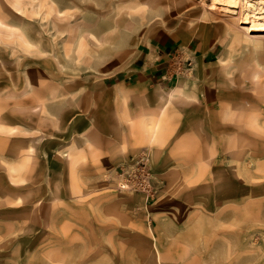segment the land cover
<instances>
[{
  "label": "crops",
  "instance_id": "crops-1",
  "mask_svg": "<svg viewBox=\"0 0 264 264\" xmlns=\"http://www.w3.org/2000/svg\"><path fill=\"white\" fill-rule=\"evenodd\" d=\"M221 29L218 21L200 23L151 51H91L78 71L65 58L48 64L55 72L48 79L40 54L28 68L8 71L0 91V200L16 207L17 218L2 217L0 234L14 223L24 235L18 242L47 264H170L165 249L200 247L202 223L216 215L211 206L245 200L248 184L259 182L246 164L254 137L264 136L259 102L236 96L213 70L224 67ZM143 155L152 198L104 190L107 169Z\"/></svg>",
  "mask_w": 264,
  "mask_h": 264
},
{
  "label": "rangeland",
  "instance_id": "rangeland-1",
  "mask_svg": "<svg viewBox=\"0 0 264 264\" xmlns=\"http://www.w3.org/2000/svg\"><path fill=\"white\" fill-rule=\"evenodd\" d=\"M216 21L222 25L216 44L226 50L217 61L224 66L222 71L213 69L217 79L226 81L238 97L247 92L250 101L259 102L264 117V0H0V91L8 71L17 64L28 68L33 54H40L50 69L41 73L48 79L55 74L49 63L65 64L66 58L73 64L71 70L78 71L77 65L87 62L82 60L91 58V51H151L169 37L178 41L200 23ZM190 66L185 64L184 72H190ZM25 73L29 80L27 69ZM207 75L212 76V70ZM240 106L234 105L233 112ZM254 140L255 150L248 153L246 165L250 179L259 182L248 184L245 200L211 206L216 215L202 223L201 246L165 249L162 254L170 264H264V136ZM233 155L239 158L240 153ZM129 164L105 171L104 190L152 198L155 188L146 156ZM236 168L240 172L234 162V179ZM233 192L240 190L234 186ZM6 204L0 200V209L6 210L0 219H16V207ZM145 218L151 234L150 217ZM13 224L8 235L0 234V264H47L32 246L18 242L17 237L24 235ZM131 244L136 252L142 251L138 239ZM121 251L123 258H130L123 241ZM151 252L155 257L154 248Z\"/></svg>",
  "mask_w": 264,
  "mask_h": 264
},
{
  "label": "bare ground",
  "instance_id": "bare-ground-1",
  "mask_svg": "<svg viewBox=\"0 0 264 264\" xmlns=\"http://www.w3.org/2000/svg\"><path fill=\"white\" fill-rule=\"evenodd\" d=\"M248 3V2H247ZM249 4V3H248ZM251 4V3H250ZM247 20V19H246ZM259 27V26H258ZM262 29H264V28H262Z\"/></svg>",
  "mask_w": 264,
  "mask_h": 264
}]
</instances>
